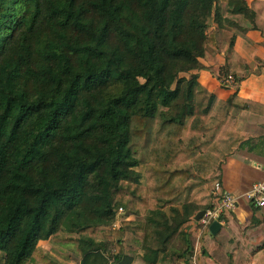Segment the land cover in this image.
Wrapping results in <instances>:
<instances>
[{
	"label": "trees",
	"instance_id": "obj_1",
	"mask_svg": "<svg viewBox=\"0 0 264 264\" xmlns=\"http://www.w3.org/2000/svg\"><path fill=\"white\" fill-rule=\"evenodd\" d=\"M224 1L264 38V0ZM248 30L221 0H0V264H57L42 241L81 264L191 259L223 164L258 145L238 119L264 104L238 94L228 63L235 91L198 113L186 74L215 40L252 42ZM200 241L220 264L209 229Z\"/></svg>",
	"mask_w": 264,
	"mask_h": 264
},
{
	"label": "crops",
	"instance_id": "obj_2",
	"mask_svg": "<svg viewBox=\"0 0 264 264\" xmlns=\"http://www.w3.org/2000/svg\"><path fill=\"white\" fill-rule=\"evenodd\" d=\"M227 16L249 28L247 36L252 42L238 37L233 45L221 46L220 41L215 40L200 58L201 67L186 75L198 74V88L207 96L215 92L227 99L238 86L241 97L264 104V38L260 31L250 28L243 16ZM229 32L227 39L221 36V42H231L233 32ZM228 63L241 80L236 86L234 83L224 88L219 77ZM239 124L247 134L257 138L258 145L254 150H237L222 166V188L236 196L238 203L235 210L222 217V228L214 237L236 264H264V207L256 206L245 197L255 183L264 181V140L260 141L264 139V114L243 110ZM165 260H170L169 264H186L171 262L170 255L164 256L162 264Z\"/></svg>",
	"mask_w": 264,
	"mask_h": 264
},
{
	"label": "rangeland",
	"instance_id": "obj_3",
	"mask_svg": "<svg viewBox=\"0 0 264 264\" xmlns=\"http://www.w3.org/2000/svg\"><path fill=\"white\" fill-rule=\"evenodd\" d=\"M226 1L221 0V5L223 6V14L225 16L227 15H231L226 11ZM213 25V23H212ZM216 25V24H214ZM228 25H225V27L221 28V36L224 39H227V37H229L230 35V29L229 27H227ZM191 73V72H190ZM188 73V74H190ZM191 75H188V77H190ZM221 78V83L223 84H234V80L233 82H227L225 81V79L227 78L226 75L221 74V76L219 77V79ZM235 79V78H234ZM207 105V95L204 94V92L202 91V89L197 88L196 90V97H195V106H196V112L200 113L202 112L203 108ZM237 126L240 128V124H239V119H238V123ZM246 131V130H245ZM249 135H251L249 133ZM138 171L141 172L142 174V182L146 183V179H145V166H141L138 168ZM123 212V210H122ZM121 214V213H120ZM119 214V215H120ZM124 220V217L122 218V216L120 215L118 217V220ZM144 218H138V220H142ZM197 227H196V231H193V236H192V241H193V245H194V250H193V254L191 259H189L188 261H186L183 257H177V256H171V262L176 263V261H181L182 263H186V264H219L218 262H210V261H206L202 258V254H201V250L205 247L204 244L202 243V241H200V233L202 230V225H198L199 223H196ZM221 246L220 243H218V246ZM181 246L180 241L176 238L174 240V243L172 245V248L175 250H179ZM216 253L217 256V261L221 263H226V262H230L229 258L225 255L226 252L223 251L224 249H222V246L220 247ZM39 248L45 253L47 254L50 258H52L55 262H57V264H81V256L75 254L74 252H72L71 250H69V246H65V245H60L57 244L55 242L52 241H42L40 243ZM225 253H223V252ZM144 251L140 250L139 251V256L137 257L136 261L133 264H144ZM223 254V255H221ZM234 262V261H233ZM163 260L159 263L162 264ZM165 264H169L170 260H165L164 262ZM242 264H245L244 262H242ZM248 264H259V262H250Z\"/></svg>",
	"mask_w": 264,
	"mask_h": 264
},
{
	"label": "built area",
	"instance_id": "obj_4",
	"mask_svg": "<svg viewBox=\"0 0 264 264\" xmlns=\"http://www.w3.org/2000/svg\"><path fill=\"white\" fill-rule=\"evenodd\" d=\"M233 80H235L233 76H228L225 79L227 82H233ZM214 195L218 199L217 204L214 208L206 210L204 217L200 220L202 228L209 229L214 220L220 221L222 216L237 208L238 198L222 188L221 182L216 184ZM245 197L249 201L254 202L256 206L264 207V181L255 183L245 194Z\"/></svg>",
	"mask_w": 264,
	"mask_h": 264
},
{
	"label": "water",
	"instance_id": "obj_5",
	"mask_svg": "<svg viewBox=\"0 0 264 264\" xmlns=\"http://www.w3.org/2000/svg\"><path fill=\"white\" fill-rule=\"evenodd\" d=\"M205 213H206V210H202V211H200V212L196 215V219H197V220H201V219L204 217ZM221 228H222V224H221V222H220L219 220H214V221L211 223V225H210V227H209V230H210V232L212 233L213 236H216V235L218 234V232L221 230Z\"/></svg>",
	"mask_w": 264,
	"mask_h": 264
}]
</instances>
